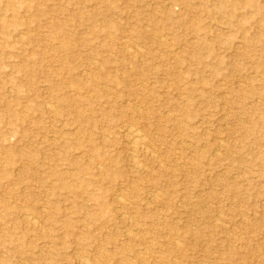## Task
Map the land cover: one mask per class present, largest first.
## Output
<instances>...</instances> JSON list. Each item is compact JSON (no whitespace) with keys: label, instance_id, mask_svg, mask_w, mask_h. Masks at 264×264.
I'll use <instances>...</instances> for the list:
<instances>
[{"label":"rangeland","instance_id":"374dc122","mask_svg":"<svg viewBox=\"0 0 264 264\" xmlns=\"http://www.w3.org/2000/svg\"><path fill=\"white\" fill-rule=\"evenodd\" d=\"M0 264H264V0H0Z\"/></svg>","mask_w":264,"mask_h":264},{"label":"bare ground","instance_id":"6f19581e","mask_svg":"<svg viewBox=\"0 0 264 264\" xmlns=\"http://www.w3.org/2000/svg\"><path fill=\"white\" fill-rule=\"evenodd\" d=\"M129 134H130V137H131V140H132V145H133L134 148H136V149H140V148H143V147L145 148L146 144H145V141H144V137H142L137 130H133V128H132L130 130Z\"/></svg>","mask_w":264,"mask_h":264}]
</instances>
